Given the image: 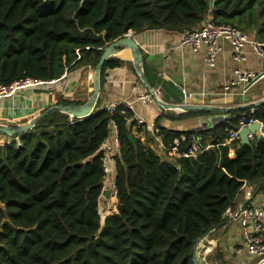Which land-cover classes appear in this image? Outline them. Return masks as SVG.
<instances>
[{
	"label": "trees",
	"instance_id": "obj_1",
	"mask_svg": "<svg viewBox=\"0 0 264 264\" xmlns=\"http://www.w3.org/2000/svg\"><path fill=\"white\" fill-rule=\"evenodd\" d=\"M209 12L217 24L257 30L264 43V0H0V85L95 67L106 47L130 30L185 32ZM120 64L110 57L101 83L106 70ZM70 103L80 104L63 98L55 104ZM250 109L196 130L201 151L190 157L160 155L134 135L132 109L111 112L101 99L86 118L59 110L44 115L30 131L0 144V264H193L197 239L225 221V210L236 207L247 184H263L264 137L226 143ZM253 117L264 125V104ZM159 119L167 147L192 131L163 127ZM112 121L121 144L118 204L104 216L101 145ZM188 146L180 139L179 151Z\"/></svg>",
	"mask_w": 264,
	"mask_h": 264
},
{
	"label": "crops",
	"instance_id": "obj_2",
	"mask_svg": "<svg viewBox=\"0 0 264 264\" xmlns=\"http://www.w3.org/2000/svg\"><path fill=\"white\" fill-rule=\"evenodd\" d=\"M256 31L248 34L258 41ZM182 34V31L163 29L133 32L143 53L147 77L149 81L154 80L153 87L162 89L165 101L231 106L250 103L264 97V76L250 87L238 84L229 92H222L225 85L237 78L238 70L252 71L257 74L264 72V59L258 57L251 47H246L247 59L237 61L234 59V49L230 43L222 41L223 50L217 58L216 65L210 67L206 63L205 48L193 51L180 45ZM114 57L121 60V64L106 70L100 93L103 106L129 99L134 104L135 119L142 117L146 122L156 125L160 118L159 125L178 131L209 129L230 118L231 113L218 111H207L198 115L169 111L165 115L164 109L156 102L149 104L137 100V95L148 89L135 70L130 50L121 49ZM94 70L93 66H80L66 72L53 83L21 90L12 97L0 98V122L8 124L29 122L43 109L55 105L60 98L84 103L93 91ZM140 127L136 122L133 128L134 135L141 138L160 155H165L166 152L160 146L161 137H154L144 127L140 131ZM10 139L11 137L0 133V144ZM230 155L235 156L234 148H231ZM111 185V180L104 184L99 198L100 212L104 216L115 211L118 204L117 195ZM262 185L261 189L253 193L256 184H247L237 198L236 207L239 208L247 197H251L250 205L264 207V181ZM242 243L241 223L231 216L225 217V221L211 231L205 239L203 252L214 255L211 264H256L258 262L256 257L235 253L236 248Z\"/></svg>",
	"mask_w": 264,
	"mask_h": 264
},
{
	"label": "built area",
	"instance_id": "obj_3",
	"mask_svg": "<svg viewBox=\"0 0 264 264\" xmlns=\"http://www.w3.org/2000/svg\"><path fill=\"white\" fill-rule=\"evenodd\" d=\"M213 1L214 0H212V3ZM209 14H211V12H209ZM209 14L199 27L183 32L180 41L181 46L188 47L193 51L205 48L206 63L210 67H214L217 63V58L223 50L222 41L230 43L234 49V59L237 61H244L247 59L246 47H251L252 51L258 57L264 59V43L254 40L247 32L236 26L217 24L212 20V15L209 16ZM258 74L252 71L238 70L237 78L225 85L222 92L227 93L232 87L238 84L244 86L248 85ZM55 81L56 79L45 81L27 77L9 85H0V98L12 97L21 90L34 88L45 83H53ZM156 98H163V91L160 87H154L153 91L147 90L137 95V100L149 104L155 103ZM121 106L132 110L134 108L133 101L129 99L111 102L105 105V108L113 112ZM257 110L258 107H252L249 113L245 112L240 116L239 127L230 131L229 137L226 140L227 144L240 139L239 130L241 128L247 127L258 120L253 117V114ZM136 121L139 126L146 128V131L152 133L154 137H160V129L155 124L146 122L142 117L137 118ZM262 133L264 137V125H262ZM255 135L256 134L249 133V138L252 140ZM180 139L181 141H187L189 143L186 151H179ZM180 139L177 138L175 140L176 144L171 147H167L161 140V149L163 151L167 150L171 155L184 157L196 156L201 151V140L196 131L184 134ZM120 145L118 128L112 121L110 138L101 145L103 151L102 163L105 171V177L102 182L104 186L105 183L111 180V188L115 194L116 168L114 165L116 163V157L120 155ZM230 216L241 223L243 234V243L236 248L235 253L237 255L248 254L252 257H256L259 259L256 264H264V207L258 205H248L243 209L228 207L225 210V217Z\"/></svg>",
	"mask_w": 264,
	"mask_h": 264
},
{
	"label": "water",
	"instance_id": "obj_4",
	"mask_svg": "<svg viewBox=\"0 0 264 264\" xmlns=\"http://www.w3.org/2000/svg\"><path fill=\"white\" fill-rule=\"evenodd\" d=\"M129 49L131 53V58L133 60V64L135 70L140 78V80L144 83L148 90L153 91L154 87L150 83L145 67H144V57L141 50V47L135 37L133 36L132 30L126 33L124 36L114 40L110 43L104 52L102 53L97 65L95 66L94 76H93V91L90 97L84 102L80 104L70 103V104H55L51 105L47 109L37 113L32 120L22 124H8L0 122V133L6 136H17L22 135L35 126L36 122L42 118L44 115L59 110L66 114H69L72 118H86L94 113L97 109V105L100 99V93L102 88L101 83V71L105 64V62L112 56L116 55L121 49ZM264 76V72L259 73L255 79H253L249 84L250 87L255 81L261 79ZM156 103L164 109L165 115L168 114L169 111H176L178 113L183 112H192V111H218V112H228L243 110L252 107H259L264 104V97L257 99L256 101L250 103H243L239 105H231V106H216L210 104H197V103H171L165 101L163 98H156ZM218 120V119H217ZM223 120V119H219ZM262 125L263 123L260 120H257L253 124L243 127L239 130L240 141L242 143L248 144L251 142L249 138V133L256 134L258 138L263 137L262 133ZM130 141L136 146V138L133 134L129 135ZM102 183V181H100ZM262 183H256V187L253 190V193H256ZM252 193V192H251ZM251 197H247L242 201L240 205V209H243L245 206L250 205ZM211 233V231L204 234L202 237L198 238L194 250H193V264H211L213 261L214 255L212 253H204L203 248L205 245V239Z\"/></svg>",
	"mask_w": 264,
	"mask_h": 264
},
{
	"label": "rangeland",
	"instance_id": "obj_5",
	"mask_svg": "<svg viewBox=\"0 0 264 264\" xmlns=\"http://www.w3.org/2000/svg\"><path fill=\"white\" fill-rule=\"evenodd\" d=\"M9 137V136H8ZM11 137V136H10ZM256 260H259L258 258ZM217 262V261H216Z\"/></svg>",
	"mask_w": 264,
	"mask_h": 264
}]
</instances>
